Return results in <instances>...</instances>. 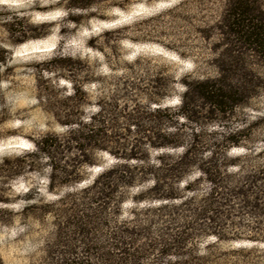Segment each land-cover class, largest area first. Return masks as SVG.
I'll return each instance as SVG.
<instances>
[{
	"label": "trees",
	"instance_id": "16d2710c",
	"mask_svg": "<svg viewBox=\"0 0 264 264\" xmlns=\"http://www.w3.org/2000/svg\"><path fill=\"white\" fill-rule=\"evenodd\" d=\"M68 1L79 9L92 3ZM46 29L23 21L7 32L25 39ZM199 34L210 76L176 81L165 74L159 98L148 94L144 106L134 101L131 110L127 94L109 110L96 103L84 114L67 106L64 133L43 134L32 140V151L0 157V225L13 224L15 215L23 224L62 218L65 253H47L48 264H249L242 257L257 247H213L234 240L264 244V138L252 136L264 113L232 125L235 111L264 93V0H222ZM177 83L183 89L178 106H164ZM86 95L74 86L67 99L86 101ZM234 149L244 153L230 156ZM97 153L108 154L112 164L104 167ZM43 169L45 194L54 200L26 186L13 212L11 182ZM139 203L146 205L123 218L125 204ZM242 215L260 219L247 223Z\"/></svg>",
	"mask_w": 264,
	"mask_h": 264
},
{
	"label": "rangeland",
	"instance_id": "374dc122",
	"mask_svg": "<svg viewBox=\"0 0 264 264\" xmlns=\"http://www.w3.org/2000/svg\"><path fill=\"white\" fill-rule=\"evenodd\" d=\"M68 2L0 0V56L5 58L0 62V157L32 151L34 148H25L22 143L33 145L32 140L43 134L64 133L67 106L89 114L96 103L104 110H109V104L116 100L122 105L124 99L120 97L127 94L131 110L134 101L144 106L148 94L159 98V79L165 74L176 81L211 74L199 29L211 22L222 0H92L83 9L69 7ZM23 21L44 24L46 32L38 38L25 39L18 32L8 34L11 24ZM76 61L87 62L89 68H80ZM74 86L87 94L86 101L79 96L72 101L67 99ZM182 90L179 83L175 84L163 105L177 107L179 103L171 101L178 100ZM261 113L264 93L238 108L232 125L253 122ZM252 134L257 140L263 139L264 125L255 127ZM243 153L234 149L229 154ZM94 157L104 167L113 162L108 154L97 153ZM97 169L100 167L89 173L95 175ZM45 173V169L28 172L11 182L16 203L9 208L13 212L20 209L26 186L37 188L47 200H54L45 194ZM147 186L148 183L132 189L130 194L136 195ZM145 205L125 204L123 218L130 217V208L141 210ZM53 209L58 215L62 208L56 205ZM17 218L15 215L9 226L0 225V255L4 264H48L47 253H65V235L58 233L64 226L62 218L48 215L26 224ZM255 219L260 217L241 216L247 223ZM233 232L245 234L242 230ZM251 247L260 250L244 253L242 260L262 263L264 244L234 240L216 244L213 250Z\"/></svg>",
	"mask_w": 264,
	"mask_h": 264
},
{
	"label": "snow or ice",
	"instance_id": "6c2138e0",
	"mask_svg": "<svg viewBox=\"0 0 264 264\" xmlns=\"http://www.w3.org/2000/svg\"><path fill=\"white\" fill-rule=\"evenodd\" d=\"M163 5H159V7H162ZM141 7H143V5H141ZM57 15H59V13H57ZM171 103H173V104H175V103H179V101L178 100H173V101H171ZM62 131V130H61ZM22 146L23 147H25V148H30L31 146L30 145H28V144H23L22 143ZM242 151V150H241ZM97 171H99V169H97ZM23 186L21 185V188H22ZM18 191L20 190L19 188L17 189Z\"/></svg>",
	"mask_w": 264,
	"mask_h": 264
},
{
	"label": "clouds",
	"instance_id": "9594fccd",
	"mask_svg": "<svg viewBox=\"0 0 264 264\" xmlns=\"http://www.w3.org/2000/svg\"><path fill=\"white\" fill-rule=\"evenodd\" d=\"M85 35H87V33H85ZM128 59H131V57H127ZM186 90V89H185ZM30 145L31 147L30 148H34V145H31V144H28Z\"/></svg>",
	"mask_w": 264,
	"mask_h": 264
}]
</instances>
